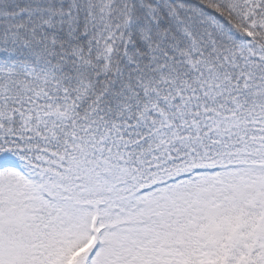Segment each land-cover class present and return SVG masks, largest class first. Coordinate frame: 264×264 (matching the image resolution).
Segmentation results:
<instances>
[{
  "label": "snow or ice",
  "instance_id": "obj_1",
  "mask_svg": "<svg viewBox=\"0 0 264 264\" xmlns=\"http://www.w3.org/2000/svg\"><path fill=\"white\" fill-rule=\"evenodd\" d=\"M0 264H264V0H0Z\"/></svg>",
  "mask_w": 264,
  "mask_h": 264
}]
</instances>
